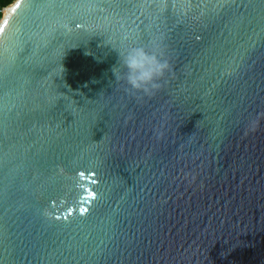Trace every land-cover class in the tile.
<instances>
[{"label":"water","instance_id":"95a60500","mask_svg":"<svg viewBox=\"0 0 264 264\" xmlns=\"http://www.w3.org/2000/svg\"><path fill=\"white\" fill-rule=\"evenodd\" d=\"M0 12V264H264V0ZM154 44L149 98L117 51Z\"/></svg>","mask_w":264,"mask_h":264},{"label":"clouds","instance_id":"9594fccd","mask_svg":"<svg viewBox=\"0 0 264 264\" xmlns=\"http://www.w3.org/2000/svg\"><path fill=\"white\" fill-rule=\"evenodd\" d=\"M117 53L120 64L126 70L123 79L133 93L140 92L151 98L161 90L160 81L164 79L166 73L171 71V64L160 44H154L151 52L142 46H132L123 51H117ZM112 71L119 81L121 77L116 67ZM262 118L264 114H258L254 124H258Z\"/></svg>","mask_w":264,"mask_h":264},{"label":"trees","instance_id":"16d2710c","mask_svg":"<svg viewBox=\"0 0 264 264\" xmlns=\"http://www.w3.org/2000/svg\"><path fill=\"white\" fill-rule=\"evenodd\" d=\"M14 0H0V11L3 8H6V6H8L9 4H11ZM2 18V14L0 12V20Z\"/></svg>","mask_w":264,"mask_h":264}]
</instances>
